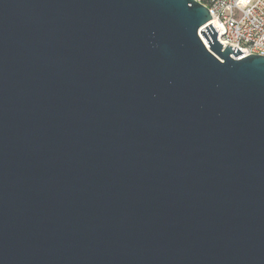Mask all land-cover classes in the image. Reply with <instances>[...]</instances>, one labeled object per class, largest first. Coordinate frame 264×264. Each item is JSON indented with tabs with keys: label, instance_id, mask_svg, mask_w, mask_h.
Listing matches in <instances>:
<instances>
[{
	"label": "water",
	"instance_id": "obj_1",
	"mask_svg": "<svg viewBox=\"0 0 264 264\" xmlns=\"http://www.w3.org/2000/svg\"><path fill=\"white\" fill-rule=\"evenodd\" d=\"M210 19L0 0V264H264V57Z\"/></svg>",
	"mask_w": 264,
	"mask_h": 264
},
{
	"label": "built area",
	"instance_id": "obj_2",
	"mask_svg": "<svg viewBox=\"0 0 264 264\" xmlns=\"http://www.w3.org/2000/svg\"><path fill=\"white\" fill-rule=\"evenodd\" d=\"M210 11L217 40L242 54L264 57V0H194Z\"/></svg>",
	"mask_w": 264,
	"mask_h": 264
},
{
	"label": "bare ground",
	"instance_id": "obj_3",
	"mask_svg": "<svg viewBox=\"0 0 264 264\" xmlns=\"http://www.w3.org/2000/svg\"><path fill=\"white\" fill-rule=\"evenodd\" d=\"M201 39H202V41L204 42V44L206 45V47L208 48V46H207V44H206L204 38L202 37V35H201Z\"/></svg>",
	"mask_w": 264,
	"mask_h": 264
}]
</instances>
